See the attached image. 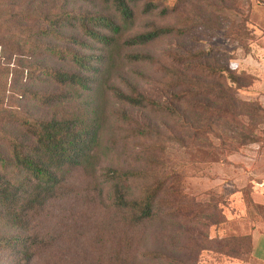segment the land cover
Listing matches in <instances>:
<instances>
[{
    "label": "rangeland",
    "instance_id": "1",
    "mask_svg": "<svg viewBox=\"0 0 264 264\" xmlns=\"http://www.w3.org/2000/svg\"><path fill=\"white\" fill-rule=\"evenodd\" d=\"M153 1L168 7L176 4V0ZM239 2V8L228 7L230 2L226 6L230 12L245 14L253 1ZM40 5L42 0H0V152L3 153L14 139H27L26 119H46L51 115L55 108L46 107L42 98L60 91L41 73ZM219 7L214 3L215 10ZM89 13L108 15L105 7L87 0ZM220 13L227 15L226 10ZM190 14L189 8L183 10L180 18L164 20L137 14L131 32H142L150 24H180L191 29L194 24L187 19ZM201 33L205 32L195 27L184 39L167 38L153 48L132 52L148 51L157 59L162 52L189 48L190 41L202 38ZM250 40L255 41L256 36L248 22L238 42L229 40L220 30L212 40L199 44L204 50L212 49L210 65H228L238 87L234 96L239 102L228 109L225 121L217 120L215 114L200 117L203 129L212 127L206 133L202 130L192 135L182 129L180 121L175 124L143 110L124 107L106 92L112 85L125 92L122 80L127 78L138 92L163 104L168 92L157 64L128 65L96 78V84L105 91L98 100L105 117L101 129L103 157L99 164L93 165L96 171L93 177L87 169L72 172L63 194L30 220L24 236L40 245L32 252L33 264L249 262L248 238L255 226L264 222V207L253 200V193L264 189V89L253 91V76L241 75L234 59L243 54ZM258 43L264 45V38ZM203 83L212 87L216 81ZM79 107L87 110L86 96L73 102L72 110ZM116 111H125L138 125L121 122L113 114ZM146 124L157 128L161 135L154 146V155L160 175L166 178L161 199L164 216L128 228L100 200L105 192L101 187L102 174L108 168L147 167L148 162L141 161L138 155L145 146L143 139L130 133ZM5 234L6 230L0 229V237ZM8 261V253H0V264Z\"/></svg>",
    "mask_w": 264,
    "mask_h": 264
},
{
    "label": "trees",
    "instance_id": "2",
    "mask_svg": "<svg viewBox=\"0 0 264 264\" xmlns=\"http://www.w3.org/2000/svg\"><path fill=\"white\" fill-rule=\"evenodd\" d=\"M239 1L176 0L173 7H168L153 0H91L105 7L108 15H103L87 14V0H42L38 14L43 39L41 73L60 91L42 98L46 107L55 108L51 115L46 119H26L27 139H14L6 152H0V229L6 230L0 237V253H8V264L34 263L32 252L40 245L24 233L30 220L63 194L72 172L87 169L91 177L96 174L94 166L103 157L101 129L105 121L98 104L105 91L96 84L97 77L128 65L157 64L168 92L163 104L138 92L127 78L122 80L125 92L113 85L106 92L124 107L140 109L175 124L180 121L182 129L192 135L212 129H203L200 117L215 114L217 120L225 121L228 109L239 102L234 96L238 89L236 79L228 65H210L212 49L204 50L199 44L212 40L220 30L229 40L238 42L246 31L250 9L248 6L245 14L230 12L228 7L239 8ZM213 2L219 4V9L215 10ZM226 2H230L228 7ZM186 8L191 12L187 19L194 24L191 29L180 24H150L142 32H131L137 14L164 20L180 18ZM223 10L227 15L220 13ZM195 27L205 33L199 35L203 39L190 41L189 48L162 52L157 59L148 51L132 52L153 48L167 38L184 39ZM249 44L242 55L249 51ZM239 73L246 72L239 68ZM212 80L216 81L212 87L203 83ZM83 96L87 97V110H72L73 102ZM113 114L127 125H138L125 111ZM157 130L146 124L130 132L143 139L145 146L138 155L141 161L148 162L147 167L108 168L102 174L101 187L105 192L100 200L128 228L164 216L161 199L166 178L160 175L154 155V146L161 138ZM248 241L250 253L251 236ZM27 252L30 253L25 255Z\"/></svg>",
    "mask_w": 264,
    "mask_h": 264
},
{
    "label": "crops",
    "instance_id": "3",
    "mask_svg": "<svg viewBox=\"0 0 264 264\" xmlns=\"http://www.w3.org/2000/svg\"><path fill=\"white\" fill-rule=\"evenodd\" d=\"M248 19L256 40L249 44L248 52L238 56L234 61L238 63L240 69L253 76L251 89L257 91L259 87L264 89V45L258 43V40L264 38V0H253ZM253 200L264 207V189L254 192ZM250 235L251 251L247 264H264V222L256 225Z\"/></svg>",
    "mask_w": 264,
    "mask_h": 264
}]
</instances>
